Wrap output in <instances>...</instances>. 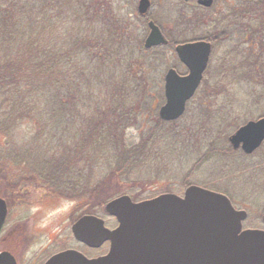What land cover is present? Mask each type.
Instances as JSON below:
<instances>
[{"label":"rangeland","instance_id":"obj_1","mask_svg":"<svg viewBox=\"0 0 264 264\" xmlns=\"http://www.w3.org/2000/svg\"><path fill=\"white\" fill-rule=\"evenodd\" d=\"M101 1L104 11L99 14L100 20L91 24L88 30L86 25L80 23L79 29L86 31V34L92 31L93 35L98 36H105V31H108L106 36L110 37L112 33L116 35L119 40L118 50L127 59L126 64L133 67L126 79L128 94L124 97L125 103L131 108V103H135L141 95L140 77L146 71L150 89L154 92L149 94L152 96L148 97L146 108H152V116L155 118L157 114L160 119L159 110L165 103V75L170 68L185 74L187 71L175 54L174 45L145 49L147 21L138 13L139 0ZM180 3L181 0H155L152 13L154 17L157 15V22L168 33L176 14L175 9ZM191 35L177 38L187 41L195 37ZM246 46L234 47L233 40L229 38L218 44L205 78L206 87L200 89L196 98L190 101L184 118L175 126L167 124L165 130L156 137V142H151V159L133 166L131 174L122 177L124 181L114 177L107 181L113 158L111 160L110 156H105L101 159L104 149L90 148L92 162L87 167L84 162L83 169L86 168V173L91 174L95 188L102 186L93 199L81 203L67 198L48 201V198L43 207L38 203L26 207L12 197L15 182L9 174L14 178L21 175L24 179V175H47L48 170L52 173L57 166H62V151L66 150V146L73 149L76 147L75 142L67 144L68 139L78 132L76 127L69 129L68 136L61 138L65 132L64 119L59 116V107L52 99L58 86L46 88L49 101L41 102L32 98L31 114L34 120L25 121L23 125L13 128L7 140L0 130V193L8 199L12 212L8 226L10 222L18 220L29 223L27 229L18 226L21 231L14 236L13 242L9 239L12 248L21 254L20 260L27 261L39 254L43 256L45 252L52 254L66 249H76L89 258L101 256L108 252L109 246L99 250L88 249L73 237L71 226L85 212L103 218L109 228H114L116 220L102 209L104 202L121 195L137 197L138 200L151 199L163 193L183 196L189 185L228 194L235 207L248 210L250 214L244 228L264 229V147L254 155L245 157L235 152L229 142V137L241 125L264 115V64L259 60L264 53L256 57ZM41 89H37L35 84L32 95H35L33 90L41 92ZM106 91V88H97V97L92 102L95 104L98 98L105 99L108 96ZM101 105L106 107L103 103ZM79 106L80 103L78 109ZM88 110L87 106L78 120L86 121ZM4 113L13 117L11 112L5 110ZM41 127L43 129L40 131ZM150 127L149 124L144 129L147 131ZM127 134L131 144L141 141L142 136L137 128L128 130ZM26 186L30 187L28 184ZM31 200L37 202L35 192ZM26 216L29 218L24 221Z\"/></svg>","mask_w":264,"mask_h":264},{"label":"trees","instance_id":"obj_2","mask_svg":"<svg viewBox=\"0 0 264 264\" xmlns=\"http://www.w3.org/2000/svg\"><path fill=\"white\" fill-rule=\"evenodd\" d=\"M102 9L101 0H0L1 134L7 140L13 128L33 121L32 98L49 101L46 88L58 86L52 99L59 107V116L64 119L65 132L61 138L76 127L78 132L67 141V144L75 142L76 147L66 146L62 151V166H57L52 173L48 170L47 175L39 173L36 180L45 184L51 194L76 203L93 199L102 186L95 188L91 174L83 169L84 162L85 167L92 162L91 149H104L101 159L113 158L107 181L113 177L124 181L122 177L131 174L133 166L151 159V142H156V137L169 124L162 122L157 114L154 118L150 112L152 108H146L147 99L152 96L149 94H154L146 71L140 77L141 95L131 103V108L125 103L126 79L133 67L126 64L127 59L118 50L116 35L111 32L110 37L106 36L108 31L105 36L80 31V23L88 30L100 20ZM35 84L37 89H42L41 92L33 90L35 95H32ZM205 87L206 80L201 89ZM97 88H106L108 96L98 98L94 104ZM87 106L88 119L78 120ZM5 110L13 117L5 115ZM178 122L170 124L175 126ZM149 124L151 127L146 131L144 126ZM134 127L142 136L137 144H131L127 134ZM133 200L142 201L137 197ZM106 204L107 201L102 209Z\"/></svg>","mask_w":264,"mask_h":264},{"label":"water","instance_id":"obj_3","mask_svg":"<svg viewBox=\"0 0 264 264\" xmlns=\"http://www.w3.org/2000/svg\"><path fill=\"white\" fill-rule=\"evenodd\" d=\"M149 7L150 0H140L141 14ZM149 26L145 47L167 45L160 28L154 22ZM211 52V44L202 41L176 48L188 73L180 75L174 68L167 72L166 103L159 111L163 121L183 116L202 84ZM230 141L234 148L242 145L246 153H253L264 141V118L240 128ZM105 210L117 219L118 228L110 230L103 219L86 215L73 226V233L89 248L99 249L109 242L106 256L89 259L80 252L66 251L46 264H264V231H242L248 214L236 210L224 194L192 185L184 197L164 194L135 203L125 195L109 202ZM7 212L6 202L0 198V235ZM0 264L16 261L10 253L0 252Z\"/></svg>","mask_w":264,"mask_h":264},{"label":"flooded vegetation","instance_id":"obj_4","mask_svg":"<svg viewBox=\"0 0 264 264\" xmlns=\"http://www.w3.org/2000/svg\"><path fill=\"white\" fill-rule=\"evenodd\" d=\"M203 1H205L206 4H202L199 0H181L179 6L175 9L176 14L169 33L162 25L157 22V15L154 17V14L152 13L153 9L155 8V0H150V7L146 14L139 15L147 21L146 27L148 35L150 33V22H154L156 25H158L163 35L169 41V45L167 47L174 45L175 49L179 44L202 41L211 44L214 50L219 43L224 41L225 38H229L233 40L234 47L237 46L241 48L244 45H248L246 47L250 48V51L256 57L259 53H264V0ZM159 13L160 12H158V14ZM190 35L195 37L187 41H181L177 38ZM259 60H261L264 64V54ZM262 118H264V115L258 117L254 121ZM249 121H247L245 124H247ZM263 147L264 144L261 149ZM235 152H240L243 154L242 145L237 148ZM243 155L245 157H250L245 154ZM9 176L15 182L12 197L14 201L21 203V205L24 203L26 207H31L33 204L38 203L41 205V207H43V203L48 198V201L55 198L64 199V197H58L57 195L48 192L45 184L41 183L39 180H36L38 176H32L31 174L24 175V179L23 177H20L21 175L16 178H14V176L11 174H9ZM26 184H28L30 187H27ZM34 192L37 194V202L31 200L32 193ZM29 196V200L25 201ZM0 197H2L1 193ZM2 198L7 203L8 216L0 237V251L9 252L12 254L15 257L17 264H28L27 262H29V264H45L52 256L62 252L58 251L52 254L45 252L43 256H40L39 254L30 260L21 261V254H18L17 251L12 248V242L14 236H16L17 233L21 231L18 230V226L21 225L22 229H27L29 223L18 220L16 222H10V226H8L12 217V212L10 211L8 199L4 196ZM28 218L29 216H26L23 219L26 221ZM30 218L33 219V217ZM9 239H12V242Z\"/></svg>","mask_w":264,"mask_h":264}]
</instances>
